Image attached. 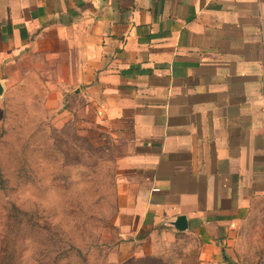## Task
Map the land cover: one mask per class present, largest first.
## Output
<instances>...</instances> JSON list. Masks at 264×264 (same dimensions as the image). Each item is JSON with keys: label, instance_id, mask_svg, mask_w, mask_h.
Here are the masks:
<instances>
[{"label": "crops", "instance_id": "obj_1", "mask_svg": "<svg viewBox=\"0 0 264 264\" xmlns=\"http://www.w3.org/2000/svg\"><path fill=\"white\" fill-rule=\"evenodd\" d=\"M40 58L111 136L127 236L161 223L195 264L251 262L233 244L264 232V0H0L1 88Z\"/></svg>", "mask_w": 264, "mask_h": 264}, {"label": "rangeland", "instance_id": "obj_2", "mask_svg": "<svg viewBox=\"0 0 264 264\" xmlns=\"http://www.w3.org/2000/svg\"><path fill=\"white\" fill-rule=\"evenodd\" d=\"M59 82L42 58L3 81L0 264H195L196 240L181 231L158 223L131 238L126 218L116 225L117 150L79 121ZM233 252L248 264L264 257L254 219Z\"/></svg>", "mask_w": 264, "mask_h": 264}, {"label": "water", "instance_id": "obj_3", "mask_svg": "<svg viewBox=\"0 0 264 264\" xmlns=\"http://www.w3.org/2000/svg\"><path fill=\"white\" fill-rule=\"evenodd\" d=\"M2 91V88L0 86V93ZM177 230H182L184 228V223H183V220L182 218H179L178 220H176L173 224Z\"/></svg>", "mask_w": 264, "mask_h": 264}]
</instances>
